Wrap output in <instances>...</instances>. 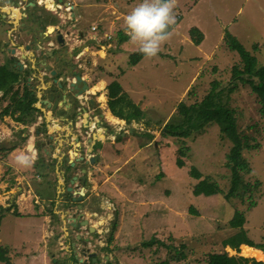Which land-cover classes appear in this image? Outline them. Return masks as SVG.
I'll list each match as a JSON object with an SVG mask.
<instances>
[{
  "label": "rangeland",
  "instance_id": "rangeland-1",
  "mask_svg": "<svg viewBox=\"0 0 264 264\" xmlns=\"http://www.w3.org/2000/svg\"><path fill=\"white\" fill-rule=\"evenodd\" d=\"M20 1L23 0H0V7L4 8L3 11L0 8V67L13 66L23 72L24 91L29 88L33 93L37 91L36 106L40 105L39 95L51 93L61 103L59 95H63V90L67 91L66 99H73L68 102L72 109H81L84 102L88 104L85 99L94 96L81 95L82 88L77 91L71 87L67 76L71 79L79 71L84 77L96 60L95 77L90 86L100 80L101 86L114 82L112 85L116 89L118 86L122 89L121 96L126 104H116L117 110L132 112V108L126 109L131 101L138 104L139 114L146 111L147 115L138 122L135 119L132 123H113L106 118L107 106L101 107L109 99L107 90H101L97 117L103 119L104 126L111 131L107 135L101 130V161L104 164L101 162L88 169V194L79 220H88L89 227L99 228L96 234L87 230L88 226L70 227L78 212L77 207L72 209V203L61 209L66 212L63 218L62 214L56 213L60 203L57 207L52 201L56 186L58 190L63 185L60 181L64 180L67 163L66 160L64 165L58 162L54 153L62 156L69 138L64 140L63 134L58 137L60 132L54 133L50 129L53 126L44 122L43 112H32L30 115L34 119L27 124L17 121L19 113L0 118V244L9 249L10 264H90L88 260L93 253L98 254L101 264H155L170 257L168 246L175 248V254L179 251L186 254L180 262L173 264H209L211 254L225 252L264 262V253L243 250L246 245L240 246L239 250L224 246L225 240L239 232L230 224L237 209L246 212L248 204L256 199L258 204L247 214L244 228L256 247L264 249V114L251 86L237 82L235 90L225 91L224 100L235 111L238 129L260 144L258 149L244 153L252 167L245 180L252 185L262 183L258 190H253L254 195L249 193L243 200L233 198L230 201L223 193L194 195L193 188L199 180L190 175L193 167L202 174L200 180L209 178L217 182L225 193L230 189L231 171L226 163L232 143L222 136L217 123L210 124L204 133L197 131L187 139L162 136V128L169 122L182 124L181 118L173 119L182 100L189 104L200 103L209 94L213 81H220L222 88L237 81L234 66L241 64V58L223 40L227 31L258 59V67L264 66V0H177L176 19L179 22L183 18L177 30L200 27L206 36L205 51L191 43L188 46L182 40L187 34L181 41L171 36L157 57L143 58L136 66H131L130 61L132 55L139 52L138 45L131 40L120 42V38L123 32L127 34L126 16L141 0H53L50 4L47 1L51 0H26L24 6L17 7ZM36 2L45 12L43 15L49 14L57 21L52 28H58L64 34V46L61 47L66 49L67 64L57 60L58 52L62 50H56V32L40 38L43 54L47 56L46 65L39 52L31 57L36 62L27 57L22 65L18 63L22 61L21 43L23 47L26 42L30 43L34 48L36 39L28 35L22 42L16 40L19 27L17 25L11 33L13 22L9 21H15L14 17L20 19L22 13L31 15V3ZM24 8H27L26 12ZM8 10L14 11L12 16L8 15ZM2 13L7 21L1 18ZM36 16L35 13L40 23L32 25L33 29L39 31V25L43 24L48 27ZM102 25L115 29L108 40L112 46H107L106 52L111 53V50L115 51V45H121L122 56H127L124 60L110 57V60L101 61L97 51L101 49V43L95 44L101 42ZM46 38L49 41H45ZM48 42H53L54 46ZM89 45L91 54L87 52ZM11 49H15V53ZM52 52L55 58L48 55ZM81 52L87 53L83 56ZM67 53H72L73 57L67 59ZM48 65L52 68L48 69ZM53 70L61 73L53 75ZM55 79H62L63 87L54 82ZM42 83L49 84L46 89L49 93L41 89ZM10 95L4 91L0 93L1 109L10 104ZM85 95L87 98L84 99ZM72 109L63 104L56 114L60 115L62 111L67 116ZM66 126L63 123V127ZM184 145L190 149L185 158L186 165L179 167L178 151ZM110 155H113L111 169L105 165V159L109 160ZM20 156L26 157L29 164H17L16 158ZM82 177L79 176L81 182ZM66 183L69 185L71 180ZM147 194H152L151 200ZM14 210L21 214L14 215ZM143 243L152 245L144 247Z\"/></svg>",
  "mask_w": 264,
  "mask_h": 264
},
{
  "label": "trees",
  "instance_id": "trees-1",
  "mask_svg": "<svg viewBox=\"0 0 264 264\" xmlns=\"http://www.w3.org/2000/svg\"><path fill=\"white\" fill-rule=\"evenodd\" d=\"M53 0L47 1V3H52ZM174 28V27H173ZM172 28V29H173ZM171 29V30H172ZM121 41H125L127 36L122 34ZM190 36L196 45H200L204 41V34L198 28L194 27L190 30ZM225 42L228 44L231 51L237 52L241 58V64L234 66V77L237 78L235 83H232L226 87L222 88L220 81H213L212 87L209 94L200 102H193L189 104L182 100L178 103L177 113L174 115L175 119L182 120V124L178 125L174 122L165 125L162 129V136L166 137H179V138H189L193 134L199 132H205V129L210 126V124L217 123L220 126L222 136L232 143L230 153L227 155L226 166L231 171V183L230 189L227 193L220 188V185L212 181L209 178L201 179V173L196 169L192 168L190 175L199 180L193 188L195 196H213L216 194H225V198L230 201L233 198L244 199L247 194L254 195L253 190H258L261 186V182H256L255 185L247 182L245 180L246 174L252 171V167L248 159L244 156L247 151H254L260 147V144L252 140L249 136L243 134L238 129V120L235 116V111L228 107V102L224 100L225 91H233L237 88V82H242L251 86L252 91L257 95L260 103L262 104V112L264 114V66L258 67V59L252 55L245 46L229 31L225 33ZM145 58L140 51L132 55L130 65L136 66L140 60ZM23 72H18L17 67L13 66H1L0 67V93L4 91L10 95V104L1 109L0 107V118L5 115H16L17 121L23 122L25 124L29 123L34 118L30 115L32 112L39 110L34 106V96L32 91L26 89L25 91L21 88V81L23 80ZM22 79V80H21ZM114 83V82H113ZM111 83L107 85L108 92V103L113 114L118 118L125 119L128 123H132L133 120L139 121L143 116L147 115V112H141L139 114V106L134 102L127 103V110L132 108V112H123L117 110L116 104L122 103L124 105V98L121 96L122 89L118 86L116 89ZM28 88V87H27ZM1 102V98H0ZM25 117V118H24ZM172 119V120H173ZM28 120V121H27ZM185 144V143H184ZM189 147L185 145L180 147L178 151L177 164L179 167H184L186 165L185 158L187 157V152ZM54 204V203H53ZM257 201L252 200L248 204L246 212L237 209L235 217L231 220V227L234 229H239L234 236L224 241L225 247H230L234 250H239L242 244H246L244 247H248L252 250L256 247L253 241H251L246 233L244 226L247 223V214L257 206ZM21 213L18 210H14V215L18 216ZM152 245V243H143L142 246L147 247ZM171 248L169 251L170 257L164 261L155 264H173V262H180L186 257V254L179 251L173 253L175 248L173 246H168ZM182 247H185L183 245ZM261 249V248H259ZM264 251V249H262ZM260 253L262 251L255 250ZM11 258L9 256V249L0 244V262L10 264ZM209 264H264L263 261H257L255 259H249L242 256H232L228 252L220 254H211L209 257Z\"/></svg>",
  "mask_w": 264,
  "mask_h": 264
},
{
  "label": "crops",
  "instance_id": "crops-1",
  "mask_svg": "<svg viewBox=\"0 0 264 264\" xmlns=\"http://www.w3.org/2000/svg\"><path fill=\"white\" fill-rule=\"evenodd\" d=\"M24 1H26V0H23L22 1V3L20 4L21 6H24L26 3H24ZM31 6H32V10H33V12L35 11V6H33L32 5V3H31ZM177 8V7H176ZM25 12H26V9L24 8L23 9ZM36 13V12H35ZM45 13V12H44ZM23 15H25V14H23ZM39 17H41L42 18V21L43 22H46L47 23V25H48V27L46 26V25H44L43 24V26L41 25V32H42V34H46L45 32H48V30L49 29H52V27L54 28V26H55V23L57 22V21H55L53 18H50V15L49 14H47V15H42V16H40L39 15ZM20 21V20H19ZM182 21H183V18H181V20H179V22H178V20H176V23H175V25L173 26L174 28L171 30L172 31V37H175V39H177V41H178V39H179V41H181V37L182 36H184L185 34H187L186 35V37H183L182 38V40H184L185 42H186V44L188 45V46H190V43L192 44V46H193V44L196 46V44L194 43V41H193V39L191 38V36H190V30L192 29V28H194V27H190V28H188V27H186L185 29H183V27H181L180 29H182V30H177V28L179 27V25H180V23H182ZM10 23L11 22H14V21H9ZM33 22H36V19H35V17H34V19H33ZM178 22V23H177ZM26 23H27V21H24L23 23H22V25H26ZM18 25V24H17ZM16 25V26H17ZM16 26H15V28H16ZM102 26H104L103 28H101V42L100 41H98V42H96V46H98L99 44L98 43H101V49L99 48L97 51H98V53L100 52V56H101V61H105V60H110V57H112L113 58V60H117L118 58H120V59H122V60H124V58H126L127 56H122V51L121 50H123L122 48H120V46L121 45H115L116 46V48H115V51H113V50H111V53H108V52H106V50H107V46H112V44L108 41V40H111V39H109V37H112L111 35H112V32H113V34H114V30L115 29H112V28H107V26L106 25H102ZM110 27V26H109ZM195 27H197V26H195ZM199 29H200V27H198ZM105 32H104V31ZM177 30V31H176ZM201 30V29H200ZM102 31H103V33H102ZM202 31V30H201ZM40 32V33H41ZM177 32V33H176ZM124 33V35L125 36H127V39H125V42L126 41H128V40H130V37L125 33V32H123ZM108 37V39H107V37ZM123 36V35H122ZM121 36V37H122ZM205 39H206V36H205V38H204V41H205ZM113 40V39H112ZM223 40H225V34H223ZM239 40V39H238ZM91 41H93V40H91ZM204 41L200 44V45H197V47H198V49H201V48H203V43H204ZM189 43V44H188ZM49 45L50 46H52V45H54V43L53 42H50L49 43ZM61 46H63L62 44H58V47L56 48V50L57 51H59L60 49V47ZM114 46V47H115ZM216 47L215 48H217V45H215ZM86 47H89V50H88V48H86V50H88L87 52L89 53L90 52V50H91V47H90V45L89 46H86ZM62 49H63V51H61V53H62V57H61V61H63V60H65V56H64V51L66 50L64 47H61ZM21 49V48H20ZM14 50V49H13ZM22 50V49H21ZM33 49H30V50H28V51H19V52H21L20 53V56H21V60H22V62L26 59L27 60V57H29L30 58V60L32 61V53H34L35 51L33 50ZM95 51V50H94ZM205 51V49L203 48V52ZM87 52H84L85 54L87 53ZM211 52V51H210ZM53 53V52H52ZM52 53L50 54V53H48V55H50V57H52ZM82 54L81 55H83L84 53L83 52H81ZM103 53H106V54H103ZM54 54V53H53ZM71 54L72 53H67V55H66V58L67 59H69L70 58V56H71ZM89 54H91V53H89ZM110 54V55H109ZM58 56H59V52H58ZM84 56V55H83ZM118 56V57H117ZM23 57H25V58H23ZM76 57H79V56H76ZM53 58H55V54L53 55ZM99 58V57H98ZM35 60V59H34ZM60 61V62H61ZM33 63H34V61H32ZM36 62V61H35ZM64 62V61H63ZM97 64V62H96V60H94V64L92 65V67L90 68L91 70H87L86 71V74H85V76L84 77H81V80H80V82L79 83H77V85H76V88H82V90L84 89V93H83V95L84 94H91L92 96H94L93 98H89L88 100L87 99H85V98H87V95H85L84 96V99L88 102V104L86 103V102H84V104L86 103V105L87 106H89L90 108L91 107H93L94 108V110H97V111H100L99 110V108L100 107H98L97 108V105H99V103H100V105H101V90H104V89H106L107 90V86H105V85H103L102 84V86H101V83H103V82H101V80L97 83V84H91L92 86H90V82L94 79V72H95V70H94V68L96 67L95 65ZM34 66V65H33ZM49 67L50 68H52L50 65L48 66V69H49ZM91 71H93L92 73H91ZM42 75H43V73L41 74V77H42ZM92 75H93V77H92ZM77 79L75 78V79H68V81H69V83H70V85L72 84V83H74L75 81H76ZM42 82H43V80H42ZM100 84V85H99ZM21 85H23L22 87H23V90H24V88H25V85H24V83L22 82L21 83ZM42 87H41V89H43L44 90V93H49V91L48 90H46V89H49V84H48V86L47 85H44L43 83H42V85H41ZM86 86L88 87V88H86ZM105 86V87H104ZM21 87V88H22ZM104 87V88H103ZM102 88V89H101ZM85 89H87V90H85ZM93 89V90H92ZM89 90H90V92H89ZM91 90H92V92H91ZM47 91V92H46ZM108 91V90H107ZM106 91V94L108 93ZM32 93H33V91H32ZM37 91L35 92V93H33V96H34V106H36V102H35V96H37ZM105 94V95H106ZM43 97V99L45 98V100H43V99H41ZM104 97V96H103ZM102 97V98H103ZM106 97H107V95H106ZM39 101H40V105H37V106H44V107H46L47 109H48V111H50L51 113H52V118L53 117H55L54 118V120L56 121V120H58L59 118L61 119V120H64V123H66L67 124V126L66 127H63V124L62 123H59V125L61 124V129H59V128H56L55 126L53 127V128H50V129H59V132H60V134H61V136H62V134H63V131L64 130H67L66 131V133L65 134H67V135H70L71 134V125H70V121H71V123L73 122V119H72V116L70 117V120H69V122L68 121H65L66 119H67V117L68 116H66L65 114H63V113H61L60 115L59 114H56L55 113V111L53 110V102L51 101V99H55L56 101H57V97L53 94V93H51L50 95L49 94H45L44 96L43 95H39ZM41 99V100H40ZM100 99V100H99ZM48 100V101H47ZM50 100V101H49ZM105 100H106V98H105ZM108 100L109 99H107L102 105H101V107H105L106 108V106H107V109H109V112H107L106 113V118L107 119H109L110 121H112L113 123H119V122H124V121H126L125 119H121V118H118L117 116H115L114 114H113V112H112V110L110 109V107H109V103H108ZM49 102V104H47ZM136 104V103H135ZM137 106H138V104H136ZM92 108V109H93ZM51 113H49L50 115H51ZM69 113H70V115H71V113L72 112H70L69 111ZM108 113L109 114H111V115H108ZM103 114V113H102ZM87 115V112L84 114V120H85V123H84V127H86V129H84L85 130V135H83L81 138H80V142L82 143H80V142H78L77 140H74L73 138L71 139V140H68V145H67V147H66V149L64 150V153H63V155L62 156H60V155H58V152H55L54 153V157L56 158V157H58L57 159H58V162L60 161V163L62 164V165H64V163H62V161H63V156H64V158H66L67 159V163H66V165H65V168H71L72 169V162H75V160L77 159V157H78V155H80V153H81V155L83 154L81 151L83 150V149H85V151H84V154H86V159L89 161L90 160V163H89V165H87V166H85L87 169H91V167L92 166H95V165H97L98 163L100 164L102 161V159H101V147H100V144H101V130H103V132H105L107 135H108V133H110L109 131H111L108 127H106V125L104 126V121H103V119H99L98 120V118L99 117H90V116H86ZM102 118H104V115L102 116ZM101 121V122H100ZM77 127H78V129L80 130L81 129V127H82V119L79 117L78 118V121H77ZM58 127V126H57ZM63 127V128H62ZM114 131L116 130V129H113ZM62 131V132H61ZM95 134V135H94ZM123 134V136H125V134L124 133H122ZM113 136H114V133L112 134ZM93 136L94 137H97L98 139H93ZM113 139V138H112ZM62 143H63V140H62V142H61V145H62ZM65 146V145H64ZM79 146H81V148H79L78 149V147ZM82 149V150H81ZM60 150V149H59ZM58 150V151H59ZM92 157H96L97 159H96V161H92ZM110 158H112L113 159V155H110V157H109V160H108V158L106 157V159H105V165H107V167L108 168H112L113 167V164H112V162H111V159ZM102 164H104V162H102L101 163V165ZM104 167V166H103ZM64 168V169H65ZM85 168V169H86ZM71 169H69V170H71ZM57 170H59V167H57ZM90 175V171L88 172V175H85L87 178L85 179V181L84 182H82V183H76V184H74V190L75 191H81V190H85V192H86V195H85V198H86V196H87V194H88V190H87V185H89L88 184V176ZM68 180V178L67 179H64V180H62L63 181V185L62 186H60L59 188H58V190H57V186H56V195L54 196V194H53V196H52V198H53V203L55 204V205H57V207H58V203H60V207H59V210H56V213H59V214H62L61 216L64 218L65 217V215H66V212H64L63 210H61V209H65V203H66V201H64V200H67V201H71L72 199L71 198H68V199H66V197H68L69 196V194H68V192L66 191V189H68L69 187H71L72 185H71V183L69 184V185H67V183H66V181ZM61 181V182H62ZM58 185V184H57ZM78 186V187H77ZM76 187H77V189H76ZM63 191H64V194H61L60 195V192H62L63 193ZM96 194H97V192H95ZM78 196H79V194H78ZM146 197L149 199V198H151L152 199V194H147L146 195ZM55 198V199H54ZM151 199H149V200H151ZM154 199V198H153ZM139 200H141V199H139ZM57 204H56V203ZM63 211V212H62ZM69 234V233H68ZM242 245H246V244H242ZM241 245V246H242ZM253 248H255V247H253ZM232 249V248H231ZM243 250L244 249H247V250H250L252 253H254V252H257V251H253L252 249H250V248H248V247H243L242 248ZM255 249H257V250H260V251H263L262 249H259V248H255ZM264 252V251H263ZM260 253V252H259ZM57 261V260H56Z\"/></svg>",
  "mask_w": 264,
  "mask_h": 264
},
{
  "label": "water",
  "instance_id": "water-1",
  "mask_svg": "<svg viewBox=\"0 0 264 264\" xmlns=\"http://www.w3.org/2000/svg\"><path fill=\"white\" fill-rule=\"evenodd\" d=\"M12 5H15V3H12ZM32 5L33 6H36V4L35 3H32ZM1 8V7H0ZM2 9V11L4 10V8H1ZM4 12H6V11H4ZM8 12H9V14L8 15H10V16H12L13 15V13H14V11H9L8 10ZM11 13H12V15H11ZM27 14H25L24 15V17H23V15H21V17H20V21L22 20V18H23V21H29L30 20V17L28 16V18H27ZM34 18V17H33ZM14 22H13V24H14V26H16L17 24H18V27H19V30H20V34L18 35L19 36V38H17L16 40H18L19 42H22V40H23V38H24V36H32V37H34L36 40H35V43H34V48H32V46H31V44L30 43H25V41H23L24 43H25V45H24V47H23V43H21L22 45L20 46V48L22 49L21 51H28V50H30V49H33L35 52L34 53H32V54H34V55H36L37 54V52H39L40 54H43V48H42V46H41V42H42V40H40V38L41 37H43L44 36V34H42V32H41V28H40V30L39 31H37V30H35V29H33V27H32V25H37L36 24V22H37V18H36V22H33V21H31L29 24H27L26 23V25L25 26H23V25H21V22L20 21H18V23L16 22V20L17 19H15V17H14ZM14 29H16V28H13L12 30H10V32L12 33L13 31H14ZM41 32V33H40ZM52 32H56L57 33V43L58 44H63L64 43V34L63 33H61L60 32V29H53V31ZM23 33H25V34H23ZM46 33V35H49V33L48 32H45ZM43 35V36H42ZM17 36V37H18ZM45 41H49V38H46L45 39ZM39 44H37V43ZM48 43H50V42H48ZM52 46H54V45H52ZM64 46V45H63ZM60 50H62L63 51V49H60ZM13 53H15V49H14V51H13ZM53 53H52V57H53ZM43 56V60H44V64L46 65L47 64V56L46 55H42ZM61 57H62V53L61 52H59V57L57 58V60H60L61 59ZM73 57V55L71 54V56H70V58H72ZM23 58H25V57H23ZM33 61H36V59L34 60L33 59ZM64 61V63L65 64H67V61H65V60H63ZM22 61H19L18 63L19 64H21L22 65V63H21ZM49 66V65H48ZM48 66H47V68H48ZM49 69H51L50 67H49ZM53 75H57V73L58 74H60L61 72H58L57 70L55 71V70H53L52 72H51ZM74 75H77V74H74ZM67 79H69V77L67 76ZM77 79L80 81L81 80V77L78 75L77 76ZM54 82H56V83H58V85L60 86V87H63L62 85V79H55L54 80ZM76 83H72L71 84V87H73V88H75V89H77V91H78V88H76ZM70 87V88H71ZM86 88H88L87 86H86ZM59 90H61V89H59ZM85 90H87V89H85ZM62 91V90H61ZM67 93V91H65V90H63L62 91V93H63V95H59V98H60V100L62 101L61 103L57 100H53V99H51V101L55 104V106H54V108H53V110L55 111V113L57 112V110H58V108H59V106L60 105H63V104H67V108L68 109H71L72 108V104L70 103V104H68V102H69V100L72 102V100L73 99H66V93ZM79 93L81 94V95H83V93H84V89L83 90H81V91H79ZM54 94V93H53ZM75 99V98H74ZM47 104H49V102L47 103ZM81 104H82V102H81ZM36 108L39 110V112H43V113H45V115H44V122L45 123H47L49 126L51 125V127L53 126H55L56 128H59V129H61V124L59 125V123H64V120H61L60 118L58 119V120H54V118H52L51 116H52V113H51V115H49V113L50 112H47V110H46V108H43L42 106H36ZM79 109V108H78ZM78 112H84V113H86L87 112V115L86 116H90L91 117V114H94V110L92 109V108H90L89 106H87L86 105V103L84 104L83 103V107L81 108V111H78ZM62 113V111L60 112V114ZM68 117H67V119L65 120V121H68L69 122V120H70V117L72 116V115H70V113H69V111H68V115H67ZM98 120H99V118H98ZM70 125H71V128H72V131H71V134L70 135H67V134H65L66 133V131L67 130H64L63 131V139L65 140V138L66 137H68L69 138V140H71L72 138L74 139V140H77L78 142H80V138L83 136V135H85V130L84 129H86V127H84V128H82L81 127V129L79 130L78 128H77V126L75 127L74 126V121L71 123V121H70ZM58 126V127H57ZM63 128V127H62ZM59 129H53L52 131H54V133L55 132H57V133H59ZM74 129H75V132H74ZM95 135V134H94ZM50 138H52V139H54V136H49ZM58 137H61V134H59L58 135ZM98 139L97 137H94L93 136V139ZM81 143V142H80ZM82 144V143H81ZM62 146H63V143H62ZM79 148H81V146H79L78 147V149ZM82 150V149H81ZM84 151H85V149H83L81 152L83 153L82 155H81V153H80V155H78V157H77V159L75 160V162H72V169L71 168H69V169H71V170H69L68 168H65L64 169V171H63V176H64V179H70L71 180V187H69L68 189H66V191L68 192V194H69V197L70 198H73V201L74 202H76L77 200H79V201H84L85 202V195H86V192H85V190H81V191H75L73 188V186H74V184H76L77 182L78 183H82V182H80L79 181V176L81 175V177H82V181L84 182L85 181V179L87 178L85 175H88V169L85 167V166H87V165H89V163H90V160L88 161L87 159H86V154H84ZM96 157H92V161L94 160V161H96ZM64 160H66V162H67V159L66 158H64V156H63V161H62V163H64L65 161ZM86 168V169H85ZM60 183L62 184L63 183V181L61 182L60 181ZM78 187V186H77ZM76 187V188H77ZM61 194H64V191H63V193L62 192H60V195ZM78 194H79V197H76V196H78ZM72 209L73 210H75L74 208H76V205L74 206V205H72ZM84 208V204H82V205H80L79 206V209H83ZM78 209V212H76L75 213V218H73V221H77V220H80L81 218H82V210H79ZM78 213H80V215L78 214ZM87 224H89V221L88 220H86V221H84V222H82V225H87ZM70 227H73V225L71 224V226ZM80 227V226H79ZM81 237V236H80ZM86 244V243H85Z\"/></svg>",
  "mask_w": 264,
  "mask_h": 264
},
{
  "label": "clouds",
  "instance_id": "clouds-1",
  "mask_svg": "<svg viewBox=\"0 0 264 264\" xmlns=\"http://www.w3.org/2000/svg\"><path fill=\"white\" fill-rule=\"evenodd\" d=\"M176 7L177 0H141L126 16V32L145 58L157 57L163 45L170 40L171 29L178 20ZM16 163L28 165L29 161L20 156L16 158Z\"/></svg>",
  "mask_w": 264,
  "mask_h": 264
},
{
  "label": "flooded vegetation",
  "instance_id": "flooded-vegetation-1",
  "mask_svg": "<svg viewBox=\"0 0 264 264\" xmlns=\"http://www.w3.org/2000/svg\"><path fill=\"white\" fill-rule=\"evenodd\" d=\"M13 3V2H12ZM22 3V1H20V4ZM20 4H18V5H16L17 7H19L20 6ZM40 7H41V5H39V4H37V2H36V6L34 7L35 9H37V12H36V15L37 16H42L43 14H45L44 13V11H42L41 9H40ZM25 9H27V8H25ZM21 13H22V11H21ZM24 14H26V13H24ZM22 15H23V13H22ZM1 18L3 19V18H5V13H2L1 14ZM29 17H30V19L33 21V17H35V11L34 12H31V15H28ZM28 16H27V18H28ZM36 16V17H37ZM23 17H24V15H23ZM36 19V18H35ZM3 21H7V20H5V19H3ZM21 22V25H22V23L24 22L23 21V18H22V20L20 21ZM37 22H39L40 23V19L39 18H37ZM27 24H29V23H27ZM23 26H25V25H23ZM12 27L14 28V24L12 25ZM39 27L41 28V25H39ZM13 49H11V51H12ZM70 59V58H69ZM74 74H77V75H73L72 76V78L73 79H75L78 75H79V71L77 72V73H74ZM80 76V75H79ZM68 77H70L69 75H68ZM71 78V79H72ZM91 108H93V107H91ZM72 109V108H71ZM93 110H94V108H93ZM78 111H81V109L79 108H73L72 109V113H71V115H72V119H73V121H74V126L76 127L78 124H77V121H78V118L80 117L81 119H82V128H84V123H85V120H84V112H78ZM93 116L94 117H96V116H98V112H97V110H94V114H93ZM101 117H102V115H100ZM99 119H101L100 117H99ZM101 122V121H100ZM78 128V127H77ZM80 182H81V179H80ZM68 198H70L69 196L68 197H66V199H68ZM72 200L71 201H67V200H64V201H66V203H65V205H68V203L70 202V203H72V205H74L75 206V204H73V203H76V207L79 209V206L80 205H82V204H84V201L82 200V201H80V202H74L73 201V198H71ZM84 209V208H83ZM83 209H79V210H83ZM84 221V220H83ZM101 221L100 220H98V223H100ZM71 224L73 225V229H76L77 227H79V226H88L87 227V230H89L90 229V231L92 232V233H97V231L99 230V228H96V227H94V226H92V227H89V224H87V225H82V222H79V220H77V221H73V219H72V222H71ZM100 226L99 227H101V224H99ZM69 234H70V231H69ZM89 262H90V264H101V259H100V257L98 256V254H96V253H93L91 256H90V260H88ZM84 264H87V263H84Z\"/></svg>",
  "mask_w": 264,
  "mask_h": 264
},
{
  "label": "bare ground",
  "instance_id": "bare-ground-1",
  "mask_svg": "<svg viewBox=\"0 0 264 264\" xmlns=\"http://www.w3.org/2000/svg\"><path fill=\"white\" fill-rule=\"evenodd\" d=\"M18 17H19V16H18ZM16 19H17V18H16ZM18 21H19V19L16 20L17 23H18ZM52 31H53V28H52V29H49V30H48V33L52 32ZM76 79H77V78H76ZM77 82H78V81L76 80L74 83L77 84ZM101 89H102V88H101ZM102 99H104V98H102ZM102 101H103V100H102ZM31 147H32V146H31ZM250 253H251V251H250Z\"/></svg>",
  "mask_w": 264,
  "mask_h": 264
},
{
  "label": "built area",
  "instance_id": "built-area-1",
  "mask_svg": "<svg viewBox=\"0 0 264 264\" xmlns=\"http://www.w3.org/2000/svg\"><path fill=\"white\" fill-rule=\"evenodd\" d=\"M109 38H111V37H109Z\"/></svg>",
  "mask_w": 264,
  "mask_h": 264
}]
</instances>
